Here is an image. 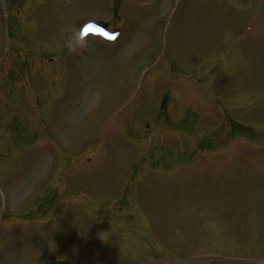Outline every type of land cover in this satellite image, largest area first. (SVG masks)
<instances>
[{"label":"rangeland","instance_id":"1","mask_svg":"<svg viewBox=\"0 0 264 264\" xmlns=\"http://www.w3.org/2000/svg\"><path fill=\"white\" fill-rule=\"evenodd\" d=\"M2 62L0 264H264V0H0Z\"/></svg>","mask_w":264,"mask_h":264}]
</instances>
